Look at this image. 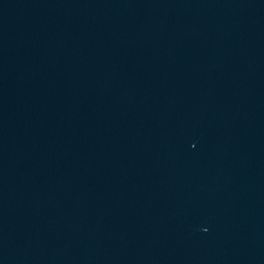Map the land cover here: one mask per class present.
<instances>
[{"label":"water","instance_id":"95a60500","mask_svg":"<svg viewBox=\"0 0 264 264\" xmlns=\"http://www.w3.org/2000/svg\"><path fill=\"white\" fill-rule=\"evenodd\" d=\"M0 264H264V0H0Z\"/></svg>","mask_w":264,"mask_h":264}]
</instances>
